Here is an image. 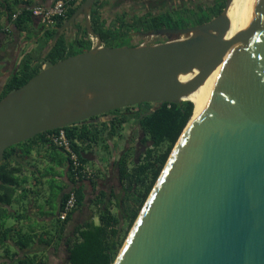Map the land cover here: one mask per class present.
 <instances>
[{"label": "water", "instance_id": "water-1", "mask_svg": "<svg viewBox=\"0 0 264 264\" xmlns=\"http://www.w3.org/2000/svg\"><path fill=\"white\" fill-rule=\"evenodd\" d=\"M95 1L84 0L55 39L83 15L97 44L0 100V163L9 147L48 130L190 100L213 72L205 107L178 138L113 264H264V0H241L232 22L227 0L202 24L146 32L175 38L136 46L103 43L90 21Z\"/></svg>", "mask_w": 264, "mask_h": 264}, {"label": "trees", "instance_id": "trees-1", "mask_svg": "<svg viewBox=\"0 0 264 264\" xmlns=\"http://www.w3.org/2000/svg\"><path fill=\"white\" fill-rule=\"evenodd\" d=\"M84 0H72L67 4V11L64 17L57 20L54 27H49L48 36L54 38L57 28L68 20ZM104 2L96 0L90 12V21L95 32H98L106 46H123L122 42L113 43L117 39L127 38L141 32L153 31L160 28L173 27L182 28L191 25L202 24L214 16L219 15L224 6L225 0L217 8L212 6L204 9L191 10L187 7L181 8L178 13L165 11L158 14H140L130 16L127 13L118 14L111 24H108L101 13ZM12 15V14H11ZM24 16H32L29 11L23 10L17 19ZM194 22V23H192ZM62 33L56 38V42L50 51L38 63L33 61V56L28 55L19 73L15 74L8 81L0 100L12 90L22 86L43 69V63L54 64L69 56L84 52L92 47L89 31L86 25L82 27L80 36L69 41ZM141 40L130 46H136ZM143 111L130 112L136 109L137 105H130L115 110H110L101 115L82 120L64 128L48 130L37 134L35 137L9 147L5 152L4 160L0 163V203H10L15 198V186H23L28 178L23 174L22 163L16 158L15 152L18 146H24V158H28L34 150L41 155L40 146H46L53 150L60 159L69 157L63 147L57 146L51 139V134H58L60 130L65 132L72 148L79 154L83 163L87 160L82 152L91 146L103 144L108 146L109 140L121 139L123 137L122 127L124 124L136 119L138 126L144 133L142 142L150 140L151 144L144 150L143 158L136 163L132 162L130 151H125L114 161L119 179L124 184L122 192L117 194L114 190L108 192L100 190L95 197L98 205L97 214L99 223L93 220L81 223L73 229L72 236L68 239L65 264H113L120 249L122 248L129 230L137 219L151 189L156 183L174 145L188 124L197 108L196 99L182 100L179 102H144ZM140 104V106L142 105ZM138 105V107H140ZM128 112V113H127ZM38 149V150H37ZM35 151V152H36ZM56 155V156H57ZM58 158V157H56ZM71 170V183L74 185L78 196V206L83 202L80 193L81 182L75 181ZM21 173L24 175L22 180ZM41 176L40 181L44 185L47 181ZM89 179V180H93ZM48 186L54 187L51 180ZM38 184V183H37ZM66 194L61 197V204ZM7 210L0 207V222L7 217ZM18 215H26L18 213ZM73 215L70 216V218ZM68 220L64 225L68 224ZM13 227H6L0 223V264H46L48 255L39 254L34 250L33 244L36 239L30 233H14ZM16 235H12V234ZM41 242H46L41 239ZM15 245L18 250L12 251L9 245ZM34 250V251H32ZM19 251H25L20 254ZM30 251V252H29ZM32 251V252H31Z\"/></svg>", "mask_w": 264, "mask_h": 264}, {"label": "crops", "instance_id": "crops-1", "mask_svg": "<svg viewBox=\"0 0 264 264\" xmlns=\"http://www.w3.org/2000/svg\"><path fill=\"white\" fill-rule=\"evenodd\" d=\"M54 1L0 0V96L3 94L11 77L19 73L28 55L33 56V61L38 63L56 42V36L50 39L48 36L49 28L44 26L37 17L24 16L21 19H13L11 14L27 5L48 6L53 4ZM117 4V2L111 0V2L107 3L100 10L101 13L104 11V19L107 20L108 18V24H111L115 16H117ZM85 24L86 19L81 15L74 25L60 34L64 33L65 38L72 41L80 36L79 34ZM46 66L48 64L44 62L43 67ZM24 149V146H18L15 155L22 163L23 174L26 175L28 181L22 187L15 186L16 191L15 199L12 201V211L9 210L8 203H0V207L6 209L8 212L7 217L1 220L0 223L4 222L6 227H13L15 229L14 233L17 232V236L19 232L32 234L36 239V243L32 245L34 250L39 254L43 253L48 255L46 264H55L58 260H61L60 258L63 254H66V242L72 236L73 229L76 226L92 220L95 223L99 222L97 214L98 205L95 202V197L99 194L100 190L112 191V189H104L101 182L108 172L110 173L116 170V166L114 165L116 155L112 156L110 153H106V149L100 145H92L90 150L86 149L81 153L87 162L90 159L97 162V165L93 164L94 166L90 164L94 167L96 175L93 180H84L78 185L83 202L78 206V209H76L68 224L64 225V222L58 218L61 201H59L58 197L56 198V195V200L54 199V194L51 190H47L44 194L41 190V188H44V185L42 186L40 184L42 183L40 181L41 176H44L43 179L48 181L50 175L40 167L42 165L37 161V159L41 160L47 157L48 160L43 164L44 166L48 161H51V163L55 162V160L60 161V156L51 150L48 145H41L39 148L42 153L41 155H38L37 151L34 150L31 156H29L31 159L30 162L38 165V169L31 171L27 165L29 159L27 157L24 158ZM62 152L65 154V164L62 165L60 161L63 173L62 175L56 176L60 177L63 181L61 185L68 189L72 186L71 170L69 169V160L66 158V153L64 151ZM31 174H34L32 178ZM19 175H21L23 180L24 175L21 173ZM29 197H33L34 200H29ZM18 213H25L26 215H18ZM14 233L12 235H16ZM41 239H44L46 242H41ZM12 246L15 247V245ZM15 250H18V248L15 247ZM0 252H3L1 248ZM24 252L19 251L20 254Z\"/></svg>", "mask_w": 264, "mask_h": 264}, {"label": "flooded vegetation", "instance_id": "flooded-vegetation-1", "mask_svg": "<svg viewBox=\"0 0 264 264\" xmlns=\"http://www.w3.org/2000/svg\"><path fill=\"white\" fill-rule=\"evenodd\" d=\"M117 2V15L122 13H127L130 16L134 15H140V14H158L163 13L165 11H170L171 13H178L180 10H183L181 8H189L191 10H197V15L201 12L199 11L200 8L207 9L209 7H213L214 9L221 4L223 0H113ZM225 0V4H226ZM104 6L107 5V2H104ZM103 6V7H104ZM102 16H104V11L102 12ZM116 17V16H115ZM106 20V19H105ZM108 22V18H107ZM86 25V24H85ZM194 25V24H193ZM192 26V25H191ZM147 32V31H146ZM145 32V33H146ZM143 33V32H141ZM141 33L136 34L134 37L133 43L137 42L138 40H141V43H144V37L141 36ZM175 35H161L154 39L153 43L162 42L164 40H167L169 38H172ZM146 44V43H144ZM151 44V43H147ZM136 106V105H134ZM140 106V105H139ZM145 107V106H144ZM143 111V104L136 109H132L130 112H136L138 110ZM128 113V112H127ZM123 130H126V135L123 133V137L121 139H115L116 144L112 140L108 141L109 147H104L103 144H99L101 147H104L106 149V153H110L113 155V152L116 153V158L121 156L125 151H130L132 156V162L136 163L139 162L143 158V152L144 150L151 144V141L148 140L145 144L142 142V138L144 137V133L141 130V128L138 126L136 119H133L131 122H128L123 125ZM121 142V143H120ZM118 144H121L120 146ZM31 159L27 162V165L31 171L34 169H38V166L36 163L30 162ZM47 170V169H46ZM109 173V172H108ZM105 175L103 178L102 187L106 190H114L117 185L120 188H123L124 184L119 179V175L116 170H113V172H110L109 174ZM47 174L50 175L47 171ZM34 176V174H31V178ZM67 189L65 186L61 185L59 186V189L57 192L54 193V199L58 197L59 201H61V197L66 193ZM56 195V198H55Z\"/></svg>", "mask_w": 264, "mask_h": 264}, {"label": "built area", "instance_id": "built-area-1", "mask_svg": "<svg viewBox=\"0 0 264 264\" xmlns=\"http://www.w3.org/2000/svg\"><path fill=\"white\" fill-rule=\"evenodd\" d=\"M72 0H55L51 5H27L24 8L18 9L12 13L13 19H17L23 10L29 11L32 16H35L46 27H54L57 20L64 17L67 11V4ZM92 46L96 45L98 39L95 35H90ZM52 141L59 147H63L67 152L70 160L71 168L75 181L89 180L95 177V169L87 163H83L79 154L72 148L71 143L65 132L60 130L58 134H51ZM78 204V196L74 185H72L66 192L65 199L61 205L58 213L60 221H67L75 212Z\"/></svg>", "mask_w": 264, "mask_h": 264}, {"label": "rangeland", "instance_id": "rangeland-1", "mask_svg": "<svg viewBox=\"0 0 264 264\" xmlns=\"http://www.w3.org/2000/svg\"><path fill=\"white\" fill-rule=\"evenodd\" d=\"M192 23H194V22H192ZM141 36L144 37V40H145L144 43H146V44L147 43L153 44L154 39H156L157 37H159V36H151V35L148 36V35H146L145 32L141 33ZM172 38H175V36H173ZM133 40H134L133 37L132 36H129L127 38L117 39L113 43L116 44V43L122 42L123 44L130 46L132 44H135V43H133ZM196 102H197V108H198L200 106V104L197 101V99H196ZM144 106L145 105H143V108H144ZM122 131H124V134L126 135V133H127L126 130H123L122 129ZM112 141L114 142V144H116L115 140H112ZM118 145L120 146L121 144H118ZM114 155H116V153L113 152V155L112 156H114ZM37 158H39V157H37ZM46 160H48L47 157H44V159H41V160L40 159H37V161L39 162V164L42 165L40 167H42V169H44V170L47 169L46 172L48 171V173L50 174L48 181L44 184V186L42 185L44 188H41V190H42L43 194L46 193L47 190H51L53 192V194H54L55 192L58 191L59 186H61V184H63V181L60 179V177H58L56 175H62L63 171L61 170L62 167H61L60 161L62 162V165L65 164V158H62L61 160L59 159L60 161L55 160V162H52V163H51V161L50 162L48 161V163L43 166V164L46 162ZM88 163L91 164V165H93V164L94 165H97V162L95 160H93V159L88 160L87 164ZM51 180H53V183L55 184V186L50 188L48 185L51 184L50 183ZM114 191L117 194H120L122 192V188H120L117 185V187L114 188ZM10 223H12V222H10ZM130 230H129V232H130ZM9 246H10V249L12 251L15 250V247H13L12 245H9ZM66 255L67 254H65V255L63 254L62 257L60 258L61 260H58L55 264H65L66 263V260H67ZM51 264H53V263H51Z\"/></svg>", "mask_w": 264, "mask_h": 264}, {"label": "bare ground", "instance_id": "bare-ground-1", "mask_svg": "<svg viewBox=\"0 0 264 264\" xmlns=\"http://www.w3.org/2000/svg\"><path fill=\"white\" fill-rule=\"evenodd\" d=\"M240 1L241 0H233L231 5L229 6L227 15L231 22L233 20V17L239 6ZM192 77L193 75L189 73L187 75H182L181 79L183 81H187L188 79H191ZM212 88H213V72L207 77L206 81L202 85H200L195 91L189 94L188 96L189 99H197V101L200 104V106L195 109V113L192 119H195L202 112L210 96Z\"/></svg>", "mask_w": 264, "mask_h": 264}, {"label": "clouds", "instance_id": "clouds-1", "mask_svg": "<svg viewBox=\"0 0 264 264\" xmlns=\"http://www.w3.org/2000/svg\"><path fill=\"white\" fill-rule=\"evenodd\" d=\"M90 35H93V34H90ZM90 35H89V37H90ZM140 44H144V43H140ZM153 44H154V43H153ZM43 68H45V67H43ZM27 159H30V157H28ZM37 166H38V165H37ZM93 168H94V167H93ZM95 175H96V174H95ZM72 185H73V184H72ZM69 188H70V187H69ZM69 188H68V189H69ZM68 189H67V190H68ZM66 192H67V191H66ZM65 194H66V193H65ZM61 205H62V204H61ZM60 208H61V207H60ZM75 211H76V210H75ZM58 213H59V212H58ZM74 213H75V212H74ZM74 213H73V214H74ZM73 214H72V215H73ZM69 220H70V218L68 219V221H69Z\"/></svg>", "mask_w": 264, "mask_h": 264}]
</instances>
